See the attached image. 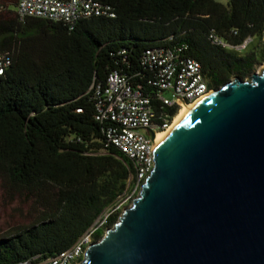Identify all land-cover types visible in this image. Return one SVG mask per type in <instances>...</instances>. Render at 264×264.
<instances>
[{
    "label": "trees",
    "instance_id": "16d2710c",
    "mask_svg": "<svg viewBox=\"0 0 264 264\" xmlns=\"http://www.w3.org/2000/svg\"><path fill=\"white\" fill-rule=\"evenodd\" d=\"M93 1L114 16L22 19L19 0H0V56L10 62L0 76V181L10 198L31 200L36 214L0 237V264L59 255L143 184L134 161L110 142L109 122L97 119L111 73L159 108V70L146 62L152 50L198 61L212 90L264 63V0Z\"/></svg>",
    "mask_w": 264,
    "mask_h": 264
},
{
    "label": "water",
    "instance_id": "95a60500",
    "mask_svg": "<svg viewBox=\"0 0 264 264\" xmlns=\"http://www.w3.org/2000/svg\"><path fill=\"white\" fill-rule=\"evenodd\" d=\"M153 162L79 264H264V66L205 95Z\"/></svg>",
    "mask_w": 264,
    "mask_h": 264
},
{
    "label": "built area",
    "instance_id": "2783aa9c",
    "mask_svg": "<svg viewBox=\"0 0 264 264\" xmlns=\"http://www.w3.org/2000/svg\"><path fill=\"white\" fill-rule=\"evenodd\" d=\"M17 13L22 19L33 17L67 23L83 18L114 16L93 0H19ZM215 42L220 43L218 39ZM249 42L250 40L235 49H245ZM146 62L159 70V77L155 82L161 91L157 99L159 108L140 88H134L127 77L118 72L109 75L97 104V119L109 122L106 132L110 142L134 161L138 181L143 184L154 168L153 156L158 133L168 130L178 115L171 117L172 111L177 109L179 113L184 106L181 102L190 105L213 91L203 73L202 65L196 60L178 59L170 51L155 49L147 54ZM9 64L4 56H0V76ZM151 131L155 133V140L150 136ZM135 193L136 189L132 195H123L70 248L40 264H79L88 248L97 241L96 234L100 230H105L106 233L110 217L117 212L122 214L124 205Z\"/></svg>",
    "mask_w": 264,
    "mask_h": 264
},
{
    "label": "rangeland",
    "instance_id": "374dc122",
    "mask_svg": "<svg viewBox=\"0 0 264 264\" xmlns=\"http://www.w3.org/2000/svg\"><path fill=\"white\" fill-rule=\"evenodd\" d=\"M220 3L227 4L230 0H216ZM264 63L259 65L255 72H260ZM247 79V78H245ZM171 97L169 93H166ZM140 190V189H139ZM139 190L133 195L128 203L124 205V209L132 204L134 198L139 194ZM36 214L34 212L33 202L24 197L10 198L6 194V190L0 181V237L9 235L8 232L11 228L17 226H28L34 221ZM105 233L102 235V237Z\"/></svg>",
    "mask_w": 264,
    "mask_h": 264
},
{
    "label": "bare ground",
    "instance_id": "6f19581e",
    "mask_svg": "<svg viewBox=\"0 0 264 264\" xmlns=\"http://www.w3.org/2000/svg\"><path fill=\"white\" fill-rule=\"evenodd\" d=\"M204 98V97H203ZM202 99V98H201ZM200 99V100H201ZM200 100H198L197 102H194L192 104H186L184 105L180 112L178 113V115L176 116L174 122L172 123V125L170 126V128L166 131H163L161 133H158L156 140H155V150L161 145L164 137L177 125V123L182 120V118L198 103L200 102Z\"/></svg>",
    "mask_w": 264,
    "mask_h": 264
}]
</instances>
